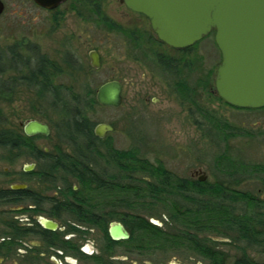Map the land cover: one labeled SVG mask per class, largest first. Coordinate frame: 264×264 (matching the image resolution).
I'll return each instance as SVG.
<instances>
[{
    "label": "rangeland",
    "instance_id": "1",
    "mask_svg": "<svg viewBox=\"0 0 264 264\" xmlns=\"http://www.w3.org/2000/svg\"><path fill=\"white\" fill-rule=\"evenodd\" d=\"M2 2L0 56L6 66L0 74V133H7L12 139L21 138L23 126L29 121L47 125L50 132L46 137L25 139L17 148L0 146V185L20 182L23 167L32 165L31 173L35 174L25 179L40 196L67 202V194L62 191L59 195L63 190L61 180L73 192H82L80 182L73 176L57 172L58 176L51 179L55 182L50 183L37 175L42 171L40 165H50L60 156L70 158L74 154L73 142L67 136L69 129L56 115L52 100L39 96L35 85L28 84L27 80L37 75L35 68L40 66L47 72V85L58 90L65 101H69L71 94L96 92L108 81L121 83L122 104L118 108L98 106L86 112L94 128L98 124L112 127V132L102 139V147L89 151L97 164V173L105 180L114 178L112 182L117 187L139 188L145 187L146 182H158L153 174L130 166L123 173L112 162L107 163V154L112 150H134L139 157L151 165L160 164L174 177L247 192L264 200V108L235 110L218 98L214 79L221 57L213 33L192 46L188 53H182L159 42L149 20L130 12L118 0H68L50 12L38 8L31 0ZM91 51L100 58L99 69L90 66ZM158 59L165 61L164 67ZM36 82L40 83L38 77ZM212 121L226 124L230 136L224 139L210 126ZM233 131L238 135L233 136ZM35 152H45L48 161L36 160ZM202 177L204 181H200ZM116 189H91L79 194L100 215L167 214L159 207H151L154 203L145 194H141L137 203L119 207L122 198L130 201L134 197ZM208 198L203 195L202 200L216 202ZM224 204L236 215L251 211L243 202L233 201L232 196ZM70 211L75 215V210ZM253 212L264 223V205ZM219 216H222L219 212L207 214L201 226L185 227L183 251L168 252L165 256L159 253L156 260L168 261L178 255L181 264H208L211 259L192 252L186 241L190 236L198 240L201 250H214L219 255L221 252L223 260L246 258L262 263L264 258L256 246L247 247L235 232L219 229L216 223ZM5 218L0 217V230L4 229ZM167 229L177 236L175 227Z\"/></svg>",
    "mask_w": 264,
    "mask_h": 264
},
{
    "label": "flooded vegetation",
    "instance_id": "2",
    "mask_svg": "<svg viewBox=\"0 0 264 264\" xmlns=\"http://www.w3.org/2000/svg\"><path fill=\"white\" fill-rule=\"evenodd\" d=\"M118 2L124 6L120 0ZM22 136L27 139L37 137H28L24 132ZM40 154H34L38 161H41L38 159ZM40 166L42 171L37 175L46 182L54 183L52 178L66 174L52 164ZM33 168L32 165L23 167L20 182L10 186L0 185V217H6L4 229L0 230V264H181L178 255L170 257L168 261H159L156 257L159 253L165 256L168 252L180 254L183 251V230L191 227L185 225L183 216L74 215L67 204L40 196L29 188L25 178L35 174L31 173ZM60 185L63 190L59 195H62L68 185L63 180ZM116 225L122 228L127 238L112 239L110 229ZM167 226L175 227L177 236L170 234ZM189 238L186 241L193 248L192 252L201 255L198 240ZM210 252L221 257V252L220 255L214 250ZM240 259L210 260L208 264H264V261L255 263Z\"/></svg>",
    "mask_w": 264,
    "mask_h": 264
},
{
    "label": "trees",
    "instance_id": "3",
    "mask_svg": "<svg viewBox=\"0 0 264 264\" xmlns=\"http://www.w3.org/2000/svg\"><path fill=\"white\" fill-rule=\"evenodd\" d=\"M190 50L191 47L178 51L188 53ZM158 60L159 64L164 67L165 61L161 59ZM169 62L177 63L173 60ZM5 66L6 63L2 56H0V74ZM35 69H37V75H31V78L27 80L28 84L35 85L39 96H48L49 99L52 100L51 105L56 115L65 121L67 129H69V131H67V136L73 142L74 154L72 157L67 158V156H60L50 162L52 165L61 168L64 173L73 176L80 182L79 188L82 192H73L71 188H65V194L69 196V199L67 202H63V204H67L70 209L75 210V213L82 214V216H105L96 213L93 207L89 205L79 193L90 191L91 189L103 191L117 188V191L134 197V199L130 201H127L126 198H122L119 207H129L132 203H137L141 198V194H145L151 201L150 203H154L150 204L151 207H159L158 209L165 210L168 216H183L185 225H190L194 228L202 225L207 214L211 215L214 212H219L222 214V216L216 218L219 229L235 232L238 234L237 238L239 237V240L245 243L247 247L251 248L256 246L259 254H262L264 258V223H260L261 218L257 213H251L256 207L258 208V206L264 205V200L254 197L247 192L229 191L222 186H208L206 183L191 182L185 178L174 177L171 173L163 170L160 164L154 166L144 158L139 157L134 150L130 152L112 150L107 154V163L110 164L112 162L113 165L120 169V171L122 170L121 172L123 173L125 172V168L127 169L128 167L129 169L130 166L142 173L153 174L158 182L155 184L146 182L143 188L130 185L117 187V185L112 182L114 178H109L107 181L105 178L100 177L96 170L97 164L93 162V158L91 159L92 154L89 152L103 145V140L94 136V126L90 124L86 117V112L98 107L95 101V92L86 91L83 96L71 94V96H69V101H65L61 98V94L58 90L47 85L49 78L45 69H42L40 66ZM37 77L40 79V83L36 82ZM182 86H180L181 89ZM189 101L194 104L193 101ZM231 108L240 110L233 107ZM210 126L218 130L224 139H227L231 134L229 133L230 128L226 126V124H218L212 121ZM237 135L238 133L233 131V136ZM25 139H27L25 136L12 139L8 137L7 133H0V146L11 149L17 148ZM85 152L86 154H82ZM38 159L48 161V156L45 153H41ZM121 172L119 173L122 174ZM126 172L130 173L131 171L127 170ZM109 183H111L112 186H109ZM203 195H206L210 199H215L216 202L202 200ZM231 196L233 201L243 202L247 208L251 210L250 214L249 212H244L242 215H236L226 209L224 200H231ZM218 199L219 202L221 201L220 203L217 201ZM199 248L201 250V247ZM201 255L211 260H222L220 256H215L206 248L201 250ZM240 260L247 259L244 258Z\"/></svg>",
    "mask_w": 264,
    "mask_h": 264
},
{
    "label": "water",
    "instance_id": "4",
    "mask_svg": "<svg viewBox=\"0 0 264 264\" xmlns=\"http://www.w3.org/2000/svg\"><path fill=\"white\" fill-rule=\"evenodd\" d=\"M51 11L66 0H32ZM131 12L149 20L157 40L172 49L192 47L213 33L221 57L216 68L214 89L226 105L240 110L264 108V0H120ZM4 5L0 0V16ZM90 66L100 68L95 51L88 54ZM95 101L100 107L118 108L122 104V85L108 81L98 87ZM28 137L49 135L47 125L38 121L24 124ZM112 132L105 124L93 133L103 139ZM202 177L200 181H204ZM18 189V187H13ZM112 239L127 235L119 225L110 229Z\"/></svg>",
    "mask_w": 264,
    "mask_h": 264
}]
</instances>
